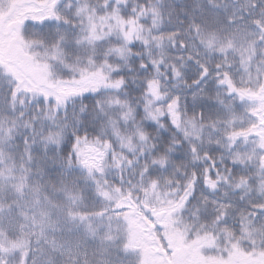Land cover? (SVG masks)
Instances as JSON below:
<instances>
[{
	"label": "snow or ice",
	"instance_id": "1",
	"mask_svg": "<svg viewBox=\"0 0 264 264\" xmlns=\"http://www.w3.org/2000/svg\"><path fill=\"white\" fill-rule=\"evenodd\" d=\"M0 264H264V0H0Z\"/></svg>",
	"mask_w": 264,
	"mask_h": 264
}]
</instances>
